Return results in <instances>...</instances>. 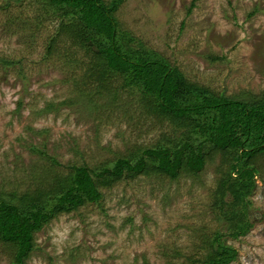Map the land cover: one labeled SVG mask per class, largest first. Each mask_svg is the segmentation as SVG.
<instances>
[{"label": "rangeland", "instance_id": "rangeland-1", "mask_svg": "<svg viewBox=\"0 0 264 264\" xmlns=\"http://www.w3.org/2000/svg\"><path fill=\"white\" fill-rule=\"evenodd\" d=\"M115 16L190 83L215 97L264 100V0H123ZM78 25L43 0H0V185L7 193L35 194L40 181L46 192L66 184L73 166L173 145L187 132L152 110V96L98 73L101 57L82 43ZM50 105L60 109L37 114ZM225 160L214 154L198 176L144 171L101 187L98 203L37 232L23 264H203L214 235L230 232L241 210L216 206ZM252 167L259 170L248 197L254 224L237 240L224 237L238 251L231 264H264V154ZM16 252L0 241V264L17 263Z\"/></svg>", "mask_w": 264, "mask_h": 264}, {"label": "trees", "instance_id": "trees-1", "mask_svg": "<svg viewBox=\"0 0 264 264\" xmlns=\"http://www.w3.org/2000/svg\"><path fill=\"white\" fill-rule=\"evenodd\" d=\"M43 1L65 17L79 20L78 35L82 43L94 46L101 57L98 73L118 75L125 86L131 89L136 86V91L144 97L152 96L156 100L152 99V110L170 117L177 127L186 126L187 132L177 142L171 141L173 145L159 144L140 152L130 151L95 168L73 166L66 184L52 185L46 192L44 181H40L35 194L7 193L8 189L0 185V241L17 249L14 264H23L29 258L35 249V234L54 218L98 203L103 198L101 187L144 171L162 172L173 179L182 171L198 176L216 153H223L227 157L225 161L230 162L218 189L216 206L223 211L241 210L233 213L236 222L230 232L214 235L213 250L203 264H231L237 259L238 251L224 237L237 240L247 235L254 224L248 197L256 187L259 173L252 167L253 160L264 154V100L247 103L224 95L215 97L209 89L187 81L178 66L153 52L141 39L126 34L115 16L123 0L110 4L103 0ZM71 104L68 100L63 102L64 106ZM59 109L50 105L37 114ZM52 160L57 163L56 159ZM228 195L232 200H227Z\"/></svg>", "mask_w": 264, "mask_h": 264}]
</instances>
